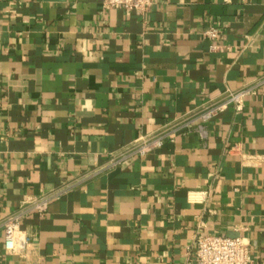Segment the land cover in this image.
I'll use <instances>...</instances> for the list:
<instances>
[{"label":"crops","instance_id":"obj_1","mask_svg":"<svg viewBox=\"0 0 264 264\" xmlns=\"http://www.w3.org/2000/svg\"><path fill=\"white\" fill-rule=\"evenodd\" d=\"M263 73L264 0H152L143 15L0 0V264H193L198 234L243 237L264 264V96L226 109L204 138L109 165ZM61 189L20 223L25 254H8L2 221Z\"/></svg>","mask_w":264,"mask_h":264},{"label":"built area","instance_id":"obj_2","mask_svg":"<svg viewBox=\"0 0 264 264\" xmlns=\"http://www.w3.org/2000/svg\"><path fill=\"white\" fill-rule=\"evenodd\" d=\"M104 8L124 9L143 15L148 12L152 0H101ZM221 34L219 28L211 27L203 32L207 39L215 41ZM211 48L216 46L211 45ZM264 96V73L254 76L250 82L239 90L227 89L217 98L210 99L200 106L193 108L181 117L173 119L152 133L140 136L124 146L117 155L113 156L109 165L119 164L125 158L144 157L162 147L166 142H174L177 135L198 133L206 136L207 125L222 112L232 107L236 113L243 110L248 97ZM65 190H57L51 194L31 200H25L13 214L2 221L4 234V249L8 254L24 255L27 244L32 236L20 228V223L36 212L43 214L48 203L64 194ZM18 234L25 239L21 247L14 250L6 249L8 240ZM251 246L243 237H226L221 235L198 234L194 241L193 264H251Z\"/></svg>","mask_w":264,"mask_h":264},{"label":"clouds","instance_id":"obj_3","mask_svg":"<svg viewBox=\"0 0 264 264\" xmlns=\"http://www.w3.org/2000/svg\"><path fill=\"white\" fill-rule=\"evenodd\" d=\"M24 239L25 237L23 234H18L17 236L10 238L5 247L8 250H14L23 245Z\"/></svg>","mask_w":264,"mask_h":264}]
</instances>
